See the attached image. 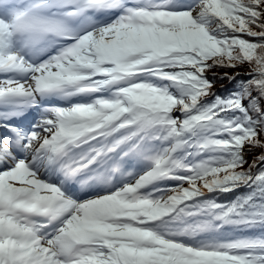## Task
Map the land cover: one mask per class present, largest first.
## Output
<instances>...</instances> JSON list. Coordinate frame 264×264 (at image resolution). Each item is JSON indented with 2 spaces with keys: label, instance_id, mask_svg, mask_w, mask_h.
<instances>
[{
  "label": "snow or ice",
  "instance_id": "6c2138e0",
  "mask_svg": "<svg viewBox=\"0 0 264 264\" xmlns=\"http://www.w3.org/2000/svg\"><path fill=\"white\" fill-rule=\"evenodd\" d=\"M0 264H264V0H0Z\"/></svg>",
  "mask_w": 264,
  "mask_h": 264
},
{
  "label": "trees",
  "instance_id": "16d2710c",
  "mask_svg": "<svg viewBox=\"0 0 264 264\" xmlns=\"http://www.w3.org/2000/svg\"><path fill=\"white\" fill-rule=\"evenodd\" d=\"M219 71V70H218ZM237 71H239V72H243V70L242 69H237ZM219 74H223V72L222 71H220L219 72ZM232 73H229V75H231ZM223 85V86H222ZM226 87H230V85L228 84V82L227 81H225L223 84H221V83H217L216 84V88H218V89H223V88H226Z\"/></svg>",
  "mask_w": 264,
  "mask_h": 264
},
{
  "label": "bare ground",
  "instance_id": "6f19581e",
  "mask_svg": "<svg viewBox=\"0 0 264 264\" xmlns=\"http://www.w3.org/2000/svg\"><path fill=\"white\" fill-rule=\"evenodd\" d=\"M223 86V85H222Z\"/></svg>",
  "mask_w": 264,
  "mask_h": 264
}]
</instances>
